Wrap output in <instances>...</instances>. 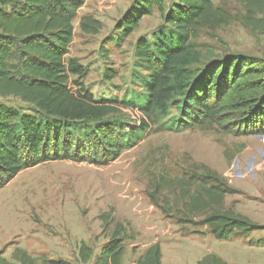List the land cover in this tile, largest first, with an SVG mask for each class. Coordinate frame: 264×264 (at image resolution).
<instances>
[{
  "label": "rangeland",
  "instance_id": "374dc122",
  "mask_svg": "<svg viewBox=\"0 0 264 264\" xmlns=\"http://www.w3.org/2000/svg\"><path fill=\"white\" fill-rule=\"evenodd\" d=\"M133 2L85 0L73 21L67 58L87 68L85 85L97 99L128 101L145 93V72L133 76L134 47L138 38L151 36L162 23L154 10L128 38L114 43L115 26ZM211 2L228 15V22L215 30L197 31L192 42L201 52L239 53L264 60V10L247 12L240 0ZM83 18L97 21L99 32L84 34L80 29ZM8 64L16 66L15 55ZM108 71L114 75L110 81L104 79ZM0 104L28 108L14 97L0 98ZM121 114L137 126L144 121L148 127L142 140L114 162L105 166L44 163L23 170L0 189L2 257L11 261L13 250L20 248L34 258L83 264L77 252L84 243L94 251L85 264H94L114 226L120 224L124 229L122 264H134L155 243L165 264H193L208 254L229 264H264V248L252 245L264 239V230L248 236L236 233L231 240L220 241L205 226L178 222H200L224 209L264 226V134L234 136L208 125L182 132L160 131L139 111L122 109ZM174 116L171 110L170 117ZM208 171L222 178L229 191L222 194L212 182H202L200 177ZM212 188L220 198L213 193L215 198L205 196ZM195 196L203 198L194 201Z\"/></svg>",
  "mask_w": 264,
  "mask_h": 264
},
{
  "label": "trees",
  "instance_id": "16d2710c",
  "mask_svg": "<svg viewBox=\"0 0 264 264\" xmlns=\"http://www.w3.org/2000/svg\"><path fill=\"white\" fill-rule=\"evenodd\" d=\"M247 12L264 10V0H240ZM85 0H0V98L19 99L27 109L0 104V189L23 170L38 165L71 161L105 166L134 148L148 124L125 120L122 109L139 111L160 131L182 132L217 126L234 136L264 134V60L239 53L203 54L192 42L203 27L212 30L228 22V15L211 0H134L118 20L114 43L123 42L140 21L158 11L162 25L134 47L133 76H144V95L128 101L97 99L85 85L87 68L67 58L73 41V21ZM80 29L95 35L100 24L83 18ZM107 57V50L102 51ZM16 57V66L9 60ZM112 71L104 79L112 80ZM171 110L176 116L170 117ZM222 194L228 187L216 173L200 177ZM205 196L219 198L214 191ZM212 196V197H211ZM199 196L192 200L200 201ZM153 205L159 207L157 201ZM179 223L205 226L216 240L229 241L240 233L248 236L264 230L246 217L216 210L202 221ZM108 223H106V226ZM105 226V225H104ZM264 248V239L252 243ZM93 249L81 243L80 263L93 257ZM124 254V229L116 224L94 264H120ZM158 243L148 247L136 264H161ZM0 264H71L61 259L32 257L15 248L11 261ZM196 264H229L214 254Z\"/></svg>",
  "mask_w": 264,
  "mask_h": 264
},
{
  "label": "crops",
  "instance_id": "0c3cea01",
  "mask_svg": "<svg viewBox=\"0 0 264 264\" xmlns=\"http://www.w3.org/2000/svg\"><path fill=\"white\" fill-rule=\"evenodd\" d=\"M150 246H151V245H150ZM150 246H148V247H150ZM148 247H147V248H148ZM147 248H146V249H147ZM78 249H79V248H78ZM146 249H145V250H144V251H143V252H142V253L136 258L134 264H136L137 260L140 259V258L143 256V254L145 253ZM124 253H125V251H124ZM123 255H124V254H123ZM203 257H204V256H201L200 259H202ZM122 258H123V256H122ZM200 259H198L196 262H198ZM196 262L194 261L193 264H196ZM226 262H227V261H226ZM120 264H122V259H121ZM161 264H165V263H164V259H163V257L161 258Z\"/></svg>",
  "mask_w": 264,
  "mask_h": 264
},
{
  "label": "built area",
  "instance_id": "2783aa9c",
  "mask_svg": "<svg viewBox=\"0 0 264 264\" xmlns=\"http://www.w3.org/2000/svg\"><path fill=\"white\" fill-rule=\"evenodd\" d=\"M134 112H137V111H134Z\"/></svg>",
  "mask_w": 264,
  "mask_h": 264
}]
</instances>
